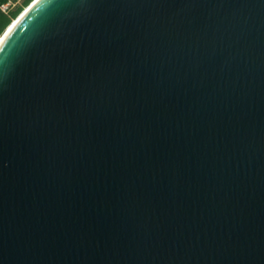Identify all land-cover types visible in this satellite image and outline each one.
<instances>
[{
  "label": "water",
  "instance_id": "water-1",
  "mask_svg": "<svg viewBox=\"0 0 264 264\" xmlns=\"http://www.w3.org/2000/svg\"><path fill=\"white\" fill-rule=\"evenodd\" d=\"M0 264H264V0H41L0 46Z\"/></svg>",
  "mask_w": 264,
  "mask_h": 264
},
{
  "label": "bare ground",
  "instance_id": "bare-ground-1",
  "mask_svg": "<svg viewBox=\"0 0 264 264\" xmlns=\"http://www.w3.org/2000/svg\"><path fill=\"white\" fill-rule=\"evenodd\" d=\"M41 0H33L23 11L19 14V16L14 19L11 24L6 28V30L3 32V34L0 36V46L4 42V40L7 38V36L12 32V30L16 27V25L19 23V21Z\"/></svg>",
  "mask_w": 264,
  "mask_h": 264
},
{
  "label": "trees",
  "instance_id": "trees-1",
  "mask_svg": "<svg viewBox=\"0 0 264 264\" xmlns=\"http://www.w3.org/2000/svg\"><path fill=\"white\" fill-rule=\"evenodd\" d=\"M33 0H25L23 6L14 11L11 16H6L0 12V36L3 34L5 29L11 24L14 19H16L19 14L26 8Z\"/></svg>",
  "mask_w": 264,
  "mask_h": 264
},
{
  "label": "built area",
  "instance_id": "built-area-1",
  "mask_svg": "<svg viewBox=\"0 0 264 264\" xmlns=\"http://www.w3.org/2000/svg\"><path fill=\"white\" fill-rule=\"evenodd\" d=\"M24 1L25 0H0V12L6 16H11L14 11L23 6Z\"/></svg>",
  "mask_w": 264,
  "mask_h": 264
},
{
  "label": "rangeland",
  "instance_id": "rangeland-1",
  "mask_svg": "<svg viewBox=\"0 0 264 264\" xmlns=\"http://www.w3.org/2000/svg\"><path fill=\"white\" fill-rule=\"evenodd\" d=\"M25 9V8H24ZM6 30V29H5Z\"/></svg>",
  "mask_w": 264,
  "mask_h": 264
}]
</instances>
